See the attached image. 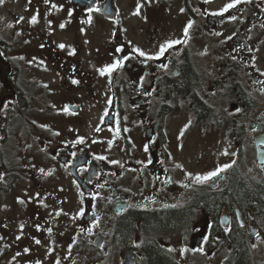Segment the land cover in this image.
Listing matches in <instances>:
<instances>
[{
    "label": "flooded vegetation",
    "instance_id": "flooded-vegetation-1",
    "mask_svg": "<svg viewBox=\"0 0 264 264\" xmlns=\"http://www.w3.org/2000/svg\"><path fill=\"white\" fill-rule=\"evenodd\" d=\"M8 2L0 264H264V0Z\"/></svg>",
    "mask_w": 264,
    "mask_h": 264
},
{
    "label": "trees",
    "instance_id": "trees-1",
    "mask_svg": "<svg viewBox=\"0 0 264 264\" xmlns=\"http://www.w3.org/2000/svg\"><path fill=\"white\" fill-rule=\"evenodd\" d=\"M191 72L189 67L186 65L182 69V75L177 79V88L182 89L187 86V84L191 81ZM228 200H227V199ZM230 202V201H235L240 203L242 206L250 203V201H253L257 203L258 208H262L264 203L263 200L261 199V193L260 190L254 188L248 190L242 185H235L232 189V191L228 192L227 194L221 195L217 197L216 199L212 200L211 203H216V201H222L225 200ZM258 211V216L259 218L264 222V211L262 212L261 209L257 210ZM261 211V212H260ZM170 215L168 217L165 216H156V215H151L149 220L146 225L149 227H162L166 226L169 223H172L174 221H180L183 219L184 215L182 213H177V212H172L169 213ZM132 216L127 215L125 216L122 221L119 223V231L122 235V237H126L129 234V231L131 229V222H132ZM143 223L145 224V221L143 220ZM235 253L238 256V259L240 260V264H247L246 257L244 255V249L242 247V240L241 238H236L235 239ZM147 255L150 260V264H173L170 262L168 259H166L160 252L159 250L154 246H149L147 250Z\"/></svg>",
    "mask_w": 264,
    "mask_h": 264
},
{
    "label": "snow or ice",
    "instance_id": "snow-or-ice-1",
    "mask_svg": "<svg viewBox=\"0 0 264 264\" xmlns=\"http://www.w3.org/2000/svg\"><path fill=\"white\" fill-rule=\"evenodd\" d=\"M4 2V0H0V4H2ZM238 2H239V0H238ZM229 7H235V5H230ZM135 14H138V13H135ZM220 14H222V13H220ZM32 23H35L36 21H35V18H33V20L31 21ZM11 26V25H10ZM61 27H63V25L61 26ZM191 27V25H188V28H190ZM188 35V31H187V28L185 29V36H187ZM172 45H169V47H171ZM61 48H63L64 46L63 45H61L60 46ZM118 51H119V49H118ZM162 52L164 51V49H162L161 50ZM70 54H72V53H70ZM140 55H143V53H139ZM157 58H159V57H157ZM114 69H112V68H109V69H107V71L108 72H111V71H113ZM103 74V73H102ZM262 75H264V73H262ZM73 83H75V81H73ZM65 111L67 112V111H69L67 108L65 109ZM99 130V129H98ZM81 143H82V141H80ZM225 169H223V168H221V169H219V171H224ZM51 173H49V175H50ZM219 174V172H213L210 176H205V177H203V180H208V179H211L213 176H216V175H218ZM201 178L200 177H197V180L199 181ZM17 239H20V237H17ZM37 243H39V241H37ZM26 252H27V249L25 250Z\"/></svg>",
    "mask_w": 264,
    "mask_h": 264
},
{
    "label": "rangeland",
    "instance_id": "rangeland-1",
    "mask_svg": "<svg viewBox=\"0 0 264 264\" xmlns=\"http://www.w3.org/2000/svg\"><path fill=\"white\" fill-rule=\"evenodd\" d=\"M4 4L2 5V7H7V4L9 3L8 2V0H4V2H3ZM0 7H1V5H0ZM3 11H5L4 9H2L1 11H0V18L2 17V15H1V12H3ZM261 56H263L264 57V51H263V53H261ZM260 68H261V70H263L264 71V64L263 65H261L260 66Z\"/></svg>",
    "mask_w": 264,
    "mask_h": 264
}]
</instances>
